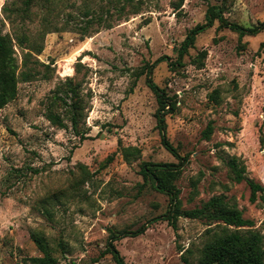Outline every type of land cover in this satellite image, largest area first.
Instances as JSON below:
<instances>
[{
	"label": "rangeland",
	"instance_id": "obj_1",
	"mask_svg": "<svg viewBox=\"0 0 264 264\" xmlns=\"http://www.w3.org/2000/svg\"><path fill=\"white\" fill-rule=\"evenodd\" d=\"M21 1L0 0V32L12 39L18 70L38 73L19 79L16 98L0 109V264H31L42 255L36 239L57 264H116L102 255L109 230L132 232L165 214L168 196L144 183L140 168L180 160L162 144L148 76L176 99L165 136L186 158L175 182L183 208L221 195L264 239V200L251 202L225 164L237 157L264 187V32L239 38L215 18L181 50L209 7L249 28L264 20V0H35L23 17ZM69 78L83 98V140L63 105L54 110L68 129L45 117L48 97ZM124 147L139 153L126 159ZM208 227L158 219L115 246L125 264H184L189 248L195 262Z\"/></svg>",
	"mask_w": 264,
	"mask_h": 264
},
{
	"label": "trees",
	"instance_id": "obj_2",
	"mask_svg": "<svg viewBox=\"0 0 264 264\" xmlns=\"http://www.w3.org/2000/svg\"><path fill=\"white\" fill-rule=\"evenodd\" d=\"M49 2L50 0H46ZM35 0H22L21 9L17 11L23 16H28L30 9ZM180 2L176 4L179 7ZM206 22L204 24H197L189 30L185 40L182 42L183 48L188 42L199 32L203 31L207 26L212 24L216 18L220 25L227 27L238 33L239 38L242 36L256 35L264 32V20L255 26L246 28L237 23L227 21L221 14L220 9L215 6L208 8L206 15ZM21 39L23 41H21ZM26 36L17 38V41L26 43ZM264 45V43L262 44ZM32 47V46H31ZM35 51L40 52L39 45L34 47ZM30 56L29 53L24 55L25 62ZM164 60L161 57L157 62ZM47 67V65L45 66ZM152 66L149 67L151 70ZM37 71L26 69L19 71L18 65L14 56L12 39L8 35H3L0 32V109L7 103L14 100L17 96V83L21 81H31ZM147 84L155 93L158 108L156 111L157 126L162 136V144L171 154L177 157L180 161L178 164L172 163H151L145 162L141 165L140 173L144 183L151 181L156 191L164 193L168 196L169 206L165 214L159 217H154L148 220V224L162 219L176 228V222L179 217L195 220H205L209 226L203 233V245L198 250L197 259L191 262L190 256L195 254L192 249H187L181 253V260L184 264H264V239L262 234L257 230L252 229L253 221L243 217L242 211L234 205H229L223 196H212L200 206L193 208H183L181 199L179 197L180 190L177 188L175 182L181 173L186 158L180 157L176 149L166 139L165 130L166 122L165 116L172 113L176 108V99L169 98L163 89L156 86L147 77ZM66 90H57L47 99V109L45 112L46 119L59 128L70 129L72 133L79 137L80 140L87 138L86 132L83 128L84 104L83 98L80 95L79 85L72 78L66 80ZM61 93H64L62 95ZM63 105L66 108V120L69 124L64 122V118L59 113L55 112V108ZM212 132L211 124H208L203 131V137L208 139ZM122 153L126 159L138 154L139 150L136 147H124ZM225 164L230 172L231 180L236 183L245 181L250 189V201L254 202L259 196L264 200V187L254 180L246 177L245 165L235 156H231L225 161ZM37 172V169L33 170ZM195 189V183H193ZM148 224H143L135 231H121L114 232L109 230V235L106 243V248L102 255L110 254L116 264H125L122 256L115 246V242L127 236H136L142 234L148 227ZM42 255L31 257V264H57V259L51 254L50 249L41 240H35ZM181 251V250H180Z\"/></svg>",
	"mask_w": 264,
	"mask_h": 264
}]
</instances>
